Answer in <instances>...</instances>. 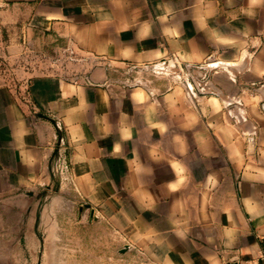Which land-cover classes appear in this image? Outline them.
I'll return each instance as SVG.
<instances>
[{"label": "crops", "instance_id": "crops-1", "mask_svg": "<svg viewBox=\"0 0 264 264\" xmlns=\"http://www.w3.org/2000/svg\"><path fill=\"white\" fill-rule=\"evenodd\" d=\"M8 2L79 62L0 83V211L86 205L151 264H264V0Z\"/></svg>", "mask_w": 264, "mask_h": 264}, {"label": "rangeland", "instance_id": "rangeland-1", "mask_svg": "<svg viewBox=\"0 0 264 264\" xmlns=\"http://www.w3.org/2000/svg\"><path fill=\"white\" fill-rule=\"evenodd\" d=\"M28 21L22 7L0 0V83L17 84L28 74L67 69L79 62L63 51L55 32H43L30 26ZM161 66L172 71L178 67L169 63ZM184 69L181 75L167 76L183 80ZM162 75H157L152 66L138 67L120 77L146 81ZM184 82L193 86L192 98L206 90L204 81L196 86L188 77ZM41 205L37 203L36 211L31 214L0 211V264H151L135 251L121 252L118 236L109 233L104 219L93 220V213L91 220L89 214L83 216L86 205H81L82 214L76 208L66 209L58 218L43 214ZM56 226L61 233H49L55 232Z\"/></svg>", "mask_w": 264, "mask_h": 264}, {"label": "built area", "instance_id": "built-area-1", "mask_svg": "<svg viewBox=\"0 0 264 264\" xmlns=\"http://www.w3.org/2000/svg\"><path fill=\"white\" fill-rule=\"evenodd\" d=\"M136 66H129L126 70V74L130 73L131 71L135 70ZM142 68V67H141ZM125 84H127L128 86H131V85H137V84H143L145 85L147 83V80L146 81H143L141 79H137V78H133L132 80H130L129 78L127 79H124L123 81ZM187 90H188V94H189V97L191 96L190 94H193L192 90H193V86L190 85V84H187ZM191 91V93H190ZM57 161H58V171H59V174L65 176L66 175V169H67V162H66V158L64 155H58L57 157Z\"/></svg>", "mask_w": 264, "mask_h": 264}, {"label": "water", "instance_id": "water-1", "mask_svg": "<svg viewBox=\"0 0 264 264\" xmlns=\"http://www.w3.org/2000/svg\"><path fill=\"white\" fill-rule=\"evenodd\" d=\"M127 249V246H125L123 249H121V252L125 251Z\"/></svg>", "mask_w": 264, "mask_h": 264}]
</instances>
